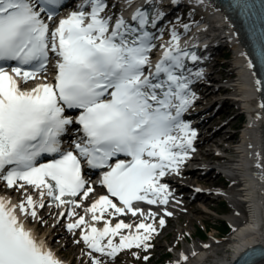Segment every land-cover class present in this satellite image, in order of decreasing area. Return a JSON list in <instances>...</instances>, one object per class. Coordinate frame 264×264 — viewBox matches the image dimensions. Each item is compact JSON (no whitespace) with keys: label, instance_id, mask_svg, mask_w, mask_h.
<instances>
[{"label":"snow or ice","instance_id":"1","mask_svg":"<svg viewBox=\"0 0 264 264\" xmlns=\"http://www.w3.org/2000/svg\"><path fill=\"white\" fill-rule=\"evenodd\" d=\"M61 5L62 0H0V180L8 188L31 187L40 198L37 203L27 191L18 205L0 198V264H61L25 228L17 210L36 219L46 195L56 207L70 206L68 218L76 216L81 207L76 198L87 200L94 192L85 165L105 170L101 184L107 195L86 209L93 222L105 226H91L81 215L67 229L81 230L77 243L88 246L91 264H105L103 257L115 258L122 250L146 251L158 234L156 214L134 204L166 206L170 193L162 179L178 174L195 150L196 132L182 117L194 98L186 61L199 57L181 49L173 33L153 70L149 27L156 21L150 25L146 11L135 13V24L123 17L113 22L102 15L106 0H84L50 30L42 13L52 20ZM49 53L58 57L55 83L22 90L19 80L26 84L47 71ZM72 110L78 112L75 119L66 115ZM75 125L78 139L65 148L62 138ZM45 156L51 160L40 162ZM105 213L153 222L142 221L133 231L123 220L113 226ZM158 223L163 227L165 220Z\"/></svg>","mask_w":264,"mask_h":264},{"label":"bare ground","instance_id":"2","mask_svg":"<svg viewBox=\"0 0 264 264\" xmlns=\"http://www.w3.org/2000/svg\"><path fill=\"white\" fill-rule=\"evenodd\" d=\"M197 5L199 6L200 10L202 9L206 12L208 19L211 18L212 20H218L219 23H225V27H227V19L223 18V11L215 6L216 4L212 0H203V2H201V0H197ZM228 23L233 24L231 21H228ZM228 32L231 33L230 29L228 30ZM237 40L239 41V43L238 45L234 46V49L237 51V57L234 60V65L236 66L237 73L240 77L237 81H235V88L238 90L240 97L237 98L238 107L237 105H235L234 107H237L239 111L246 112L249 119L244 125V128L240 135L231 133V130H227L228 126H236L235 120L230 118L225 120L227 118L226 115L230 114L229 110L219 111L215 115H211L210 118L203 119L199 131L201 132V137L203 138L204 144L209 146L210 149L201 150V157L196 155H194L193 157L197 160V162H202L204 161V159H212L214 157L215 148H224V150L227 151L234 148L236 150V153L238 154V158L235 159L227 158L226 156L217 157L220 162L218 166L222 167L227 173L232 174L230 176L231 180H237L233 187H239L237 189V192L239 193H237L236 195L240 196L241 200H233L232 205L233 207L235 206L239 208L241 210L240 212L242 213L247 211L249 218L245 221L244 219H241L239 215H237V213H235V221L237 220L236 222L240 223V225H237L238 227L236 228V231L232 233V238L229 241L228 245L223 249L215 250L219 251L218 253L221 254L230 252L231 245H235L233 246V248L236 250V252H242V250H246L253 245H264V108L260 107V105L262 104L261 91L260 89L256 88L257 85L255 83V75L249 67V64L246 62V59L248 58V49L244 45L242 37L238 32L235 31V37L231 39L229 38V41L236 43ZM215 67L216 66L210 69L207 77L212 81L217 82L218 79L215 75ZM34 86L35 84L33 81L25 85V87ZM214 95V89L211 86H206V91L201 93L199 101L202 102L203 100H206ZM194 99L195 96L193 100ZM241 116H243V114ZM227 143H229V147H227ZM192 147L196 146L192 145ZM257 165L261 166L258 167ZM200 172L201 170L189 171L188 173L180 175L176 179H172L173 182L181 187L182 194L184 195V201L190 200L188 192L189 190L193 189V186L196 187L198 184H200L199 187L202 186L203 188H205L217 184V178L215 177V175L217 174L216 169H214L213 171L211 170L207 173L202 172L201 175H198L200 174ZM14 189L8 188L6 185V187H0V193L7 194L9 200L14 205H18L26 199L24 192L27 191V194L31 195L33 199L38 203V199L35 197V195H32L33 188L28 187L26 190L18 189L16 191H13ZM194 190L195 200L193 199L191 201V203L189 204V208L194 212L195 210L202 211L203 209H199L196 206L193 207V205L196 203L198 204V206H201L203 204V206L207 207L208 209L207 202H209L210 198L206 195L207 193H205L202 189H198V187ZM15 196L19 197L20 199H17ZM78 201L81 204L83 200H81L80 198ZM87 208L88 207L84 206L81 210L86 214L87 220H91V215L88 216V214L90 213H86ZM39 209L40 208H37V218L32 219L29 216L30 219H26L25 225L28 228H32L34 231L39 230L41 237L46 240L47 245L51 249V251H53V253L60 260H63L61 256H66L65 254L62 255L61 251L57 249L56 242H59V239H61V241H63L64 243L68 242V237L71 234H68L64 229L60 227L63 223V220H58L59 211L57 210V207H44L40 211ZM236 210L238 211V209ZM145 214H147V212H145ZM21 216L22 218L28 217L23 214H21ZM64 216L68 218L67 214ZM127 217L128 221L125 223L131 224V221L135 217H133L131 213H129L126 218ZM138 217L140 218L138 223L142 221L147 223L153 222L151 218L145 221L143 216L138 215ZM71 218L68 219L70 220ZM105 218L111 219L113 223L117 222L118 219H121L117 216L115 218L109 217L107 214L105 215ZM49 220L53 222L52 224H54L55 222L57 223V225H55L52 230L54 231V234L53 232H51L50 235L48 234L50 232L49 228L43 231L44 224L48 223ZM134 229L135 227H133V231ZM122 234H128V230H122ZM161 238L163 237L158 236L156 239H154L153 248H155L156 245L158 246ZM118 241L119 237H116V240L114 242ZM224 241L226 240H222L221 243H224ZM67 245L68 244H66V246ZM203 247L204 248H202L201 251H204L206 249H213L214 247L219 246H217V244H213L211 246L207 245ZM152 251L149 252L152 253ZM212 251L215 252L214 250ZM119 254L120 252L115 256V258L111 259H116ZM184 254L187 255L186 252H182L181 256ZM196 255L197 250L191 249L187 261H190L194 258L192 261H190V264H203L202 261H197L198 258L196 257ZM258 264H264V260H262Z\"/></svg>","mask_w":264,"mask_h":264},{"label":"rangeland","instance_id":"3","mask_svg":"<svg viewBox=\"0 0 264 264\" xmlns=\"http://www.w3.org/2000/svg\"><path fill=\"white\" fill-rule=\"evenodd\" d=\"M234 58L235 56H233V59ZM228 62L229 60H225L224 58H222L219 62L216 61V63H218V66L215 75L218 80H221L222 77L225 78V76L228 74L225 70L222 69L224 64H227ZM236 108L237 107L229 108V112H231L230 114L226 115L227 118L225 120H227L228 118L235 120L236 126H231L232 128L228 126L227 130H231V133L240 135L244 128V125L248 121V118L247 115L241 116L242 114L240 113L238 108ZM238 127L241 129H236ZM226 145L227 147H229V143H227ZM206 149H210L209 146H207L205 150ZM215 154L216 152L214 153V155ZM227 154L229 155V157H231V155L233 154V149L227 151ZM216 178L218 182L220 180V177L217 176ZM232 189L234 190L235 188ZM208 196L210 195L208 194ZM15 197L17 199H20L17 196ZM215 197V194H211L212 199ZM224 198L221 197L215 199L214 201L209 200V202H207L208 206L211 205L214 207V209L217 210V212H213V215H209L205 212L207 211V207L203 206V204L201 206H198V204L195 203L193 207L196 206L199 209H203V212L199 210H195L194 212L189 208L190 200L186 201L187 207L182 209V211L178 213V216L173 219V222H170L169 227L165 229V233L161 235L163 238H161V240L159 241L158 246H155L150 257H147V255L143 253L145 252L144 249L127 250L121 257L122 261L119 264H177L182 252H186L188 254L193 248H198L197 250H200L201 248H204L203 246H207L210 244L222 245V239L228 238L226 234L231 228L225 222H221L217 219H225V217H227L225 216L226 214H234V210L231 209L229 203ZM217 213H219L220 215L215 216ZM244 213L245 212H243V214ZM244 216L247 219L248 215L246 213L244 214ZM51 223L52 221L49 220L48 223L44 224L43 231H45L47 228L50 229ZM204 230L207 232H204ZM52 232L54 234V231ZM74 242V238L68 239V242L65 243L61 241V239H59V242H56V247L61 251L62 255L65 254V258L67 260H76L75 264H77V258L78 254H80V251L74 244ZM66 244L68 245L66 246ZM79 264L84 263L79 262ZM85 264H87V262Z\"/></svg>","mask_w":264,"mask_h":264}]
</instances>
